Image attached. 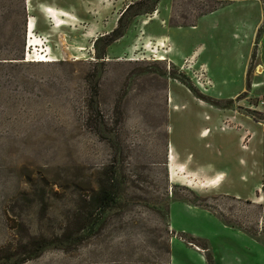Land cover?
Instances as JSON below:
<instances>
[{
	"label": "rangeland",
	"instance_id": "obj_1",
	"mask_svg": "<svg viewBox=\"0 0 264 264\" xmlns=\"http://www.w3.org/2000/svg\"><path fill=\"white\" fill-rule=\"evenodd\" d=\"M36 1L0 0V264H175L176 245L214 264L209 240L222 255L235 243L226 227L264 244V203L245 200L246 185L221 194L210 180L225 174L206 155L194 164L195 129L178 121L247 112L235 102L259 100L249 93L255 47L241 55L245 91L227 99L199 89L210 68L195 53L168 58L173 48L153 39L222 5L264 0H147L122 17L115 41L140 0H102L99 14L52 29Z\"/></svg>",
	"mask_w": 264,
	"mask_h": 264
},
{
	"label": "crops",
	"instance_id": "obj_2",
	"mask_svg": "<svg viewBox=\"0 0 264 264\" xmlns=\"http://www.w3.org/2000/svg\"><path fill=\"white\" fill-rule=\"evenodd\" d=\"M112 1L117 4L115 0ZM119 1L130 4L135 0ZM29 3L26 5L29 6ZM102 4V0H38L34 2V10L37 14L39 13L43 28L52 29L64 25L63 22L69 23L72 21L71 18L75 19L74 16L77 15L81 16L78 23H82L89 14H99V10L94 8ZM66 16L70 18H65ZM153 39L154 42L158 40V46L163 45L161 49L169 46L166 50L167 54L170 51L169 48H173L168 58L173 55L181 58L195 53L197 61L202 63L199 67L204 66L207 69L209 66L210 68V72L206 70L207 83L201 82L199 89L203 92L224 94L227 99H232L245 91L247 56L241 55H246L252 46L255 47L258 69L261 73L258 74L259 82H250L249 93L259 89V100L246 104H242V101L235 102L236 107L243 105L247 112L217 109L212 112L211 120L209 116L203 120L191 113V120H188V115L182 114V119L178 121L186 122L195 129L193 138L189 140L194 144L193 154L197 156H194V164L197 167L200 166L205 162L206 155L214 173L225 174L223 181L219 176L210 180L221 194L228 195L227 191L239 189V185H246L244 190L250 193L244 195L245 200L259 205L264 203L262 196L264 106L259 104L260 99L264 98V6L262 2L259 1L258 4L241 1L239 4L222 5L200 15L193 24L176 25L169 33L156 35ZM236 52L238 56L234 57ZM202 77L205 76L202 75ZM255 106H259L261 112H256ZM178 109L175 105L171 111ZM253 113L263 116L257 121L253 118ZM246 133H250L252 137L248 145L243 148L241 139ZM204 142L207 143V148ZM220 231L221 234L232 236L235 243L225 250L226 255H222L213 250L208 238L214 264H264V244L259 241V234L251 236L228 227ZM172 259L175 264H205L200 253L191 248L187 251L182 250L177 245L173 248Z\"/></svg>",
	"mask_w": 264,
	"mask_h": 264
},
{
	"label": "trees",
	"instance_id": "obj_3",
	"mask_svg": "<svg viewBox=\"0 0 264 264\" xmlns=\"http://www.w3.org/2000/svg\"><path fill=\"white\" fill-rule=\"evenodd\" d=\"M145 1H147V0H140V1H138L137 3H135V4H132V5H129L126 9H125V11L122 13V15H121V17H120V19H119V26L115 29V30H113L112 32H111V38H112V41H115V40H117V39H119L121 36H122V31H121V29H120V23H121V20H122V17L133 7V6H135V5H138V4H142V3H144ZM156 1V3H158L160 0H155ZM153 10V9H152ZM104 200H106L105 198H103Z\"/></svg>",
	"mask_w": 264,
	"mask_h": 264
},
{
	"label": "bare ground",
	"instance_id": "obj_4",
	"mask_svg": "<svg viewBox=\"0 0 264 264\" xmlns=\"http://www.w3.org/2000/svg\"><path fill=\"white\" fill-rule=\"evenodd\" d=\"M30 1H31V0H26L27 4H28ZM32 24H33L32 19H29V23H28V29H29V31L32 29ZM157 59H158L159 61H163V60H165V58H164L163 56H159ZM35 61H39V62H42V63H46V62H49L50 59L48 60L46 55L42 56V54H40V55L38 56V58H37ZM258 74H259V73H258ZM170 152H171V151H170ZM169 157H170L171 160H173L174 156H173V153H172V152H171V154H169Z\"/></svg>",
	"mask_w": 264,
	"mask_h": 264
},
{
	"label": "built area",
	"instance_id": "obj_5",
	"mask_svg": "<svg viewBox=\"0 0 264 264\" xmlns=\"http://www.w3.org/2000/svg\"><path fill=\"white\" fill-rule=\"evenodd\" d=\"M259 104H260L261 106H264V98L260 99ZM251 137H252V135H251L250 133H246V134L242 137V139H241V146H242L243 148H245V147L248 145V143H249Z\"/></svg>",
	"mask_w": 264,
	"mask_h": 264
}]
</instances>
